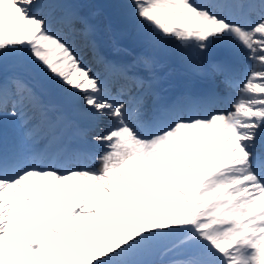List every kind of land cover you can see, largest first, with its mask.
<instances>
[{"label":"snow or ice","instance_id":"1","mask_svg":"<svg viewBox=\"0 0 264 264\" xmlns=\"http://www.w3.org/2000/svg\"><path fill=\"white\" fill-rule=\"evenodd\" d=\"M128 6L147 49L175 43L224 93L163 100L156 55L108 59L76 0H0V264H264V0Z\"/></svg>","mask_w":264,"mask_h":264},{"label":"bare ground","instance_id":"2","mask_svg":"<svg viewBox=\"0 0 264 264\" xmlns=\"http://www.w3.org/2000/svg\"><path fill=\"white\" fill-rule=\"evenodd\" d=\"M90 10H91V5H86L84 8H80L81 14L84 15L85 17H87L88 22L93 26L94 32H93L92 38L95 40L99 49L104 54H107L109 49H112L114 46V43L111 40V33L104 26V23H105L104 18L97 11H91V13L89 15L87 12ZM100 33H103L105 36L104 42L102 44H98V37H99ZM73 39L75 41L76 47H78V46L81 47L79 54L86 60V63L91 68H93L94 71H96L97 67L93 63L91 53H90L86 43L84 42V40H82L79 36H75ZM114 52H115L114 54L117 55V57H118L116 60L117 63H128L129 62V60L131 58V55L129 52H126L121 48H116ZM162 71H163V69H161L160 74L162 73ZM164 75H167V73H165ZM156 77H158V75H156ZM56 85L59 86L57 83H56ZM121 85H122V82L120 81V79L118 77H115V76L110 77V87L114 91L119 90ZM216 107L226 109V105H223V104L222 105L219 104ZM19 127H20V125H19ZM5 135L7 137L9 134L6 133ZM77 183H81L82 184L81 187H88L87 183L84 181H78Z\"/></svg>","mask_w":264,"mask_h":264},{"label":"rangeland","instance_id":"3","mask_svg":"<svg viewBox=\"0 0 264 264\" xmlns=\"http://www.w3.org/2000/svg\"><path fill=\"white\" fill-rule=\"evenodd\" d=\"M124 1V3L126 4L127 2H128V0H123ZM123 5V4H122ZM102 17L106 20V15L105 14H103L102 13ZM126 21L127 22H131L132 24H133V22L130 20V18H126ZM132 30V33H135L137 30H136V27H135V25L133 24V28L131 29ZM259 67V66H258ZM50 94V93H49ZM49 94L47 95V96H45L46 97V99H47V97L49 96Z\"/></svg>","mask_w":264,"mask_h":264}]
</instances>
